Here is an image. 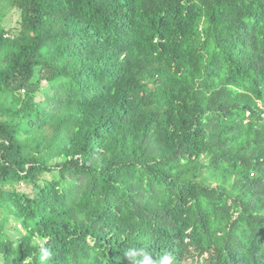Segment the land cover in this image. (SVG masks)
<instances>
[{
    "label": "trees",
    "instance_id": "1",
    "mask_svg": "<svg viewBox=\"0 0 264 264\" xmlns=\"http://www.w3.org/2000/svg\"><path fill=\"white\" fill-rule=\"evenodd\" d=\"M197 258L264 264V0H0V264Z\"/></svg>",
    "mask_w": 264,
    "mask_h": 264
},
{
    "label": "rangeland",
    "instance_id": "2",
    "mask_svg": "<svg viewBox=\"0 0 264 264\" xmlns=\"http://www.w3.org/2000/svg\"><path fill=\"white\" fill-rule=\"evenodd\" d=\"M18 23H19V13L16 9H13L7 15L5 21L3 22V26L5 30L8 31L9 34H11V33H15V31L17 30V27L19 25ZM22 189L24 188L22 187ZM191 260H189V263ZM197 260L198 262L196 261V263L194 264H204L201 258H197Z\"/></svg>",
    "mask_w": 264,
    "mask_h": 264
},
{
    "label": "clouds",
    "instance_id": "3",
    "mask_svg": "<svg viewBox=\"0 0 264 264\" xmlns=\"http://www.w3.org/2000/svg\"><path fill=\"white\" fill-rule=\"evenodd\" d=\"M48 255H49V253H48L46 250H44V251H43V257H44V258H47Z\"/></svg>",
    "mask_w": 264,
    "mask_h": 264
}]
</instances>
